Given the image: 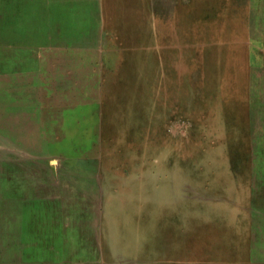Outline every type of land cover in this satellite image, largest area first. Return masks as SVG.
<instances>
[{
	"label": "crops",
	"instance_id": "crops-1",
	"mask_svg": "<svg viewBox=\"0 0 264 264\" xmlns=\"http://www.w3.org/2000/svg\"><path fill=\"white\" fill-rule=\"evenodd\" d=\"M194 2L55 1L52 27L69 30L59 35L67 41L54 47L59 83L44 79L31 90L21 65L7 99L6 136H51V125L59 126L57 136H158L152 122L159 84L179 76L171 64L159 65V46L183 44L173 41L174 30L184 28ZM95 80L96 101L87 95ZM30 91L41 98L31 99ZM88 124L90 132L81 133L79 126ZM56 169L75 176L66 185L75 221L84 216L86 224L81 264H264L263 167ZM254 175L262 182L258 192Z\"/></svg>",
	"mask_w": 264,
	"mask_h": 264
},
{
	"label": "rangeland",
	"instance_id": "rangeland-1",
	"mask_svg": "<svg viewBox=\"0 0 264 264\" xmlns=\"http://www.w3.org/2000/svg\"><path fill=\"white\" fill-rule=\"evenodd\" d=\"M55 1L64 0H0V264L85 261V219L75 221L66 185L75 176L52 168H264V0H195L184 28L174 30L173 41L183 44L159 46V65L171 64L179 76L159 84L158 136H57L52 125L51 136H6L7 99L21 65L31 90L44 79L59 83L54 47L69 30L52 27ZM89 87L96 101V80ZM83 184L77 192L85 198Z\"/></svg>",
	"mask_w": 264,
	"mask_h": 264
}]
</instances>
